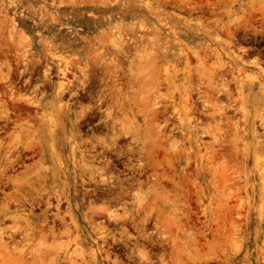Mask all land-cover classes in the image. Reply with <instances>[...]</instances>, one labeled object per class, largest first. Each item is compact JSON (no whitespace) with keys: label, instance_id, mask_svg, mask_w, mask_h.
Instances as JSON below:
<instances>
[{"label":"rangeland","instance_id":"obj_1","mask_svg":"<svg viewBox=\"0 0 264 264\" xmlns=\"http://www.w3.org/2000/svg\"><path fill=\"white\" fill-rule=\"evenodd\" d=\"M0 264H264V0H0Z\"/></svg>","mask_w":264,"mask_h":264}]
</instances>
